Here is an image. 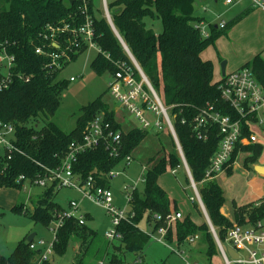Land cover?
Here are the masks:
<instances>
[{
    "label": "trees",
    "instance_id": "trees-1",
    "mask_svg": "<svg viewBox=\"0 0 264 264\" xmlns=\"http://www.w3.org/2000/svg\"><path fill=\"white\" fill-rule=\"evenodd\" d=\"M196 2L197 0H106V7L112 25L129 54L165 106L171 107V113L176 115L173 126L184 159L208 219L224 244L225 228L230 225V220L220 212L224 203L222 190L214 180L201 184L209 158L217 149V128L213 127L208 140L200 141L191 135L190 126L182 124L180 118H191L207 104L220 108L224 113L229 111L220 99L217 82H213L212 62L202 59L200 54L241 20L247 11L229 19L223 29L210 26L209 35L202 37L193 27L198 18L195 14ZM84 3L93 19L94 41L100 49L90 62L91 69L98 75L104 72L110 75L116 70L117 62L132 65L127 51L106 17H94L92 0H71L67 4L64 0H0V49L5 47L9 54L15 56L9 86L0 91V120L14 127V144L17 147L11 154L0 149L2 188L20 190L22 182L16 181L19 175L32 179L42 176L45 169L56 168L68 145L80 140L85 124L99 112L103 113L104 120L110 123L113 130L120 132V154L114 158L103 146L89 149L78 155L73 172L81 179L92 176L97 184L110 187L106 173L123 165L124 157L132 155L148 133L141 128L124 130L115 120L113 111L104 102L102 95L79 108L75 125L68 132L52 120H47L57 111L61 93L66 89L68 80H56L57 73L52 76L45 73L42 67L45 59L36 54L34 49L44 42L42 33L45 25L70 19H74L75 24L81 23L84 19V14L81 13ZM153 16L161 21L159 33H155L147 25V19ZM84 50L75 53L72 60ZM243 66H250L257 79L264 84V61L259 55H255ZM18 74L30 77L25 80ZM135 76L139 77L136 70ZM240 148L252 152L251 157L246 159L248 162L256 158L262 146L253 144L236 148L230 163ZM179 166H182V162L174 147L168 152L161 147L157 159L149 167L145 166L143 183L130 193V210L133 216L121 221L118 227L120 239L110 242L98 236L86 224L89 217L85 214L83 224H78L73 219L62 222L55 235L54 253L63 254L70 243L77 241V247H73V264H99L104 260L108 264H124L125 258L122 255L125 253L141 256L150 236L138 228L139 219L146 214L151 229L158 230L164 226L166 218L175 212L179 213L177 203L157 183L160 175ZM229 169L230 167L225 173ZM56 192L54 184L42 188L33 202L34 210L27 212L32 221L41 222L48 227L49 220L53 219L52 215L56 216L61 212L63 207L53 201ZM192 203L198 207L195 199H192ZM20 208L21 205H14L12 209L19 212ZM157 215L159 218L155 217ZM262 215L264 202L258 206L250 204L236 207L233 213L234 219L241 223L254 221ZM197 231H201L197 245L202 248L205 263L211 264L212 257L220 252L207 221L197 225L188 215H182L167 225L163 237L168 245L174 243L179 251L184 246L191 250L193 247L188 246L189 239ZM32 240L34 239L19 241L7 260L11 264H33L37 252L29 248Z\"/></svg>",
    "mask_w": 264,
    "mask_h": 264
},
{
    "label": "built area",
    "instance_id": "built-area-1",
    "mask_svg": "<svg viewBox=\"0 0 264 264\" xmlns=\"http://www.w3.org/2000/svg\"><path fill=\"white\" fill-rule=\"evenodd\" d=\"M227 7H231L242 0H222ZM249 7L264 11V0H247ZM106 6V5H105ZM205 9V8H203ZM84 19L81 23L75 24L74 19L64 20L57 24H47L43 28L42 45H37L34 52L41 55L45 62L43 71L49 76L59 71L70 61L75 53L81 49H94L99 52L100 49L94 41L93 19L88 14L87 6L84 3L81 8ZM104 16L109 20L107 7H105ZM218 17V16H217ZM225 19H219L216 24L217 29H223L226 26ZM211 22L197 19L193 27L202 37H207L210 33ZM108 57V55H106ZM132 65L124 62L116 63V70L110 74V80L107 84V92L114 102L127 114L133 117L138 123V128L149 131L155 130L156 133L165 132L170 134L175 144L176 151L181 159L182 166L188 171L191 180V187L195 193V199L198 200V192L194 181L192 180L189 168L184 159L179 140L177 138L173 118L175 114L171 113V107L165 106L158 94L152 88L151 84L144 76L136 62L129 56ZM15 62V56L9 54L5 47L0 49V91L6 89L10 83L11 69ZM139 77L135 76V70ZM54 74V75H55ZM19 77L28 80L30 75L23 74ZM75 77L70 76L69 81H74ZM220 99L227 105L229 111L224 113L220 108L207 104L199 112L187 119L180 118L182 124L190 126L191 135L200 141L209 139L211 130L214 126L217 128L219 136L217 149L210 156L208 165L204 171L202 180L207 181L215 178L226 171L231 166L230 159L234 150L244 145L259 144L264 145V140L260 139L253 131L252 127L257 126L264 130V84L256 77L250 66H241L230 72H226L217 81ZM247 132V133H246ZM15 142V129L10 123L0 120V149L11 154L17 147ZM105 147L110 156L116 158L120 154L121 134L111 128L109 122L103 118V113H96L85 124L80 140L71 142L65 154L62 156L60 164L53 169H45L42 176H36L32 179L19 175L17 182H22L21 189L26 185H35L41 188L54 184L55 189L69 187L80 194V199H69L67 208H63L60 213L53 216L49 224V230L53 235L51 242L39 239L32 240L29 248L37 253L33 264H50V259L54 254L55 235L62 222L67 219H73L78 224L85 222V214H79V201L88 200L106 210L111 218L113 229H109L104 234V239L115 241L121 238L118 227L124 219L133 216L130 210V193L144 181V174L135 182L125 183L121 191V198L128 205V210L120 209L113 205V195L110 187H104L95 182L92 176L81 179L73 172V165L80 153L97 147ZM132 161V155H126L123 160L124 166H128ZM145 170V166H143ZM174 170V169H173ZM119 171L112 169L106 173V177L111 180L118 176ZM264 202H255V206ZM159 218V216H155ZM181 212H175L164 221L170 223V220L181 218ZM168 223V224H169ZM216 239V245L225 264H264V215L254 221L232 222L225 228V242L219 240L215 229L210 225ZM164 236L166 226L158 229ZM198 238L194 235L189 239L193 242ZM230 246L239 256L237 260H232L227 256L225 247ZM182 253V251H180ZM184 264H206L197 260H191L186 255ZM142 257L136 255L134 260L128 264H139ZM99 264H103L99 262Z\"/></svg>",
    "mask_w": 264,
    "mask_h": 264
},
{
    "label": "rangeland",
    "instance_id": "rangeland-1",
    "mask_svg": "<svg viewBox=\"0 0 264 264\" xmlns=\"http://www.w3.org/2000/svg\"><path fill=\"white\" fill-rule=\"evenodd\" d=\"M71 0H64L67 4ZM106 3L103 0H92V11L96 18L104 17ZM247 5L246 1L233 5L230 9L223 13L221 18L229 19L240 13L244 6ZM206 15L211 20H219L220 17H213L212 12L214 7L211 4H207ZM217 8L223 9V5L220 3ZM216 8V10H217ZM251 12V11H250ZM249 12V13H250ZM214 13V12H213ZM109 14V13H108ZM255 14H252L251 18L244 17L235 23L231 28V32L227 30L225 35L221 37L220 41L207 46L201 53V57L204 59L213 58L214 60V79H219L221 75V62L227 61V68L239 66L241 62L245 60L243 58L245 54L251 50H255L257 46L264 44L260 31V23L254 18ZM147 25L155 32L161 31V21L153 16L147 19ZM264 29V27H262ZM262 43V44H260ZM220 52V55L217 52ZM97 52L94 49H87L81 51L76 59L68 62L57 73L56 80L66 79L68 84L65 90L62 91L60 97V105L53 116H49L47 120L55 122L62 130L68 132L74 125L77 116L79 115V108L89 101L93 100L99 95H102V99L109 106V109L116 112L114 108V100L107 92V84L110 80L109 75L104 72L100 75L96 74L90 67V62ZM225 55V56H224ZM260 55L264 57V50L260 51ZM243 65H240L241 67ZM237 67V68H239ZM74 76V81H69V77ZM169 107V106H167ZM117 122L124 129L129 124L133 117L127 114L125 111H121L117 115ZM46 120V119H45ZM40 125L42 122L39 123ZM163 147L165 150H172L169 135L165 132L157 134L155 130L150 129L147 135L142 139L138 146L134 149L132 154V161L128 166L119 165L116 170L120 174L110 180V190L113 195V205L120 207V209L128 210V205L121 198V191L123 185L129 182H135L139 177L144 174L143 166L149 167L153 161L157 159L159 149ZM153 158V159H151ZM151 160V161H150ZM185 172L182 168L176 169L175 173L167 170L165 173L158 177V183L172 192L173 196L178 198L179 207L182 211L189 210L191 217L194 220L200 221V217L197 212L192 209L189 196H194V191L190 185L185 181ZM140 186V185H139ZM138 186V187H139ZM166 186V187H165ZM12 190V189H11ZM12 190L16 196V203L25 202L30 211L34 210V201L36 196L41 192L42 188L35 185H26L25 190L15 189ZM31 196L32 201L28 202V197ZM13 198V197H12ZM80 194L76 190L69 187H61L53 196V201L61 207L67 208V201L69 199H80ZM3 212V216L0 218V236L5 237L8 233L15 234L16 227L25 228V234L35 233V241L39 239L51 242L53 235L49 230V227L43 225L41 222L32 221L29 216L11 214L8 210H0ZM79 214H87L90 217L86 219V224L97 232L98 236L104 238V234L109 229H113L110 216L106 213V210L99 205H96L88 200L79 201ZM225 217L231 218L232 222H237L233 217V212ZM53 218V215H52ZM170 222H173L170 220ZM51 223L49 220L48 224ZM153 223V222H152ZM169 223V222H168ZM163 222L164 227L168 225ZM138 228L149 234V241L144 246L141 257L142 261L139 264H184V258L186 255L191 260H197L205 263V256L202 252V248L198 247L196 240L191 244L193 249L188 250L186 246L181 247L182 253L177 249L175 245H168L165 238L159 230L151 229V225L148 222L146 214H144L138 221ZM198 239L201 235V231H197ZM25 236V235H24ZM77 241L70 243L66 251L59 255L53 254L50 259V264H73V247H77ZM193 245V246H192ZM134 256L131 253H125L122 255L124 264H128L134 260ZM103 264L107 263V260L102 261ZM122 264V262H121ZM211 264H225L220 253H217L211 259Z\"/></svg>",
    "mask_w": 264,
    "mask_h": 264
},
{
    "label": "crops",
    "instance_id": "crops-1",
    "mask_svg": "<svg viewBox=\"0 0 264 264\" xmlns=\"http://www.w3.org/2000/svg\"><path fill=\"white\" fill-rule=\"evenodd\" d=\"M244 1H246V3H247V5H245L243 10H242V11H247L244 19L251 18L252 14H255L254 18L257 19V21H259V23H260L259 25H260L261 36H262V39H264V29H262V27H264V11H262L260 9L250 8L247 0H242L241 2H244ZM103 2L106 3V0H103ZM209 3L211 4V6L214 7V9H213L214 13L212 12V14H213V17L215 14L216 19H217V16L220 17L219 19H223V18H221L222 14L223 13L225 14V11L230 9L232 6L227 7L223 3L222 0H197L196 6H195L196 7L195 14L198 17L197 19L209 21L216 28V24L218 23V20H215V19L211 20L210 17H208L206 15V11H207L206 6ZM220 3L224 7L223 9L217 8V5ZM203 8H205V9H203ZM216 8H217V10H216ZM231 18H229V19H231ZM229 19H226V21H228ZM228 31H229L228 33L231 32L230 29ZM221 37H223V35L219 36L215 40L216 43L218 41H220ZM260 44H262V43H260ZM262 50H264V44H262L261 46H257L255 50H251V51L247 52L245 54V56L243 57V58H245V60L243 62H241L239 64V66L244 65L246 62L252 60V58L255 55H259L261 60L264 61V57H262L260 55V51H262ZM217 53L220 55L219 51ZM200 56H201V54H200ZM202 59H204V58H202ZM204 60H210L212 62L213 74H214L215 66H214L213 58L210 57V58L204 59ZM227 65H228V62L225 61L224 72L222 73V71H221V75L219 76V79L226 72H230L232 70L237 69V67H239V66H234V67L227 68ZM219 79H214V77H213V82H217ZM113 103L115 105L114 108L117 111L116 112H114L113 110L112 111L114 113V118L117 121V118L115 117V115H117L118 113H120L121 111H124V110L121 109L115 102H113ZM131 128H138V123L135 120L130 121L129 124L127 126H125L124 130L131 129ZM252 131L260 139L264 140V130H262L261 128H259L257 126H253ZM157 134H159V133H157ZM166 134H168V133H166ZM168 135L170 138L172 148L174 147L176 150V147H175V144L172 140V137L170 136V134H168ZM244 146H246V145H244ZM165 151L168 152L167 150H165ZM251 155H252V152L250 150H242L240 148L237 151V153L234 157V160L231 163L229 172H227V173L223 172V173L219 174L218 176H216L215 178L211 179V180H214L215 182H217L219 184L221 190H222V193L224 196V203L220 207V212L224 216L225 215L228 216L232 212L234 213V210L236 207H242V206H246V205H250V204H255V202L261 201L262 199H264V145H262V149L259 152V154L256 156V158H254L251 161L246 162V159H248V157L250 158ZM179 168H182L184 170L185 177H186L185 181H186V183L188 182L187 184L191 186V180H190V176L188 174V171H186V169L183 166H179L176 169H179ZM176 169H174V170L170 169V171L172 173H175ZM144 172H145V170H144ZM207 181H209V180H207ZM205 182L206 181L202 180L201 184H203ZM157 183H158V179H157ZM158 184H159V186H161L160 183H158ZM11 189L14 190L15 192H17V190H15L14 188H2V187H0V210H3V211L8 210L11 214H15V215L29 216L27 214V212H31V211L26 206V203L20 202L19 204H17L16 198H18L19 195L16 196L15 194H17V193H13ZM163 189L167 192L170 199L174 200L177 203L178 211L181 212L182 215H188L190 217V219L197 225L202 223L204 220L206 221V217H205V214L203 212L201 205L194 198L195 193H194V196H189V199L191 201L192 209H194L197 212V214L200 217V221H199V219L194 220L193 217H191V213L189 210L182 211L181 207H179L178 198L173 196L172 192H170L169 189H165V188H163ZM23 190H25V189H23ZM192 199H195L197 201L198 207H195L193 205ZM30 201H32L31 196L28 197V202H30ZM14 205H21V208L18 209L19 212L12 209L14 207ZM2 216H3V212H0V218ZM88 217H90V216L88 215ZM230 219L231 218H229V220ZM209 228H210V226H209ZM35 235L36 234L34 233L33 239L35 238ZM29 236L30 235L25 234V228H23V227H16V231H15L14 235H11L10 233H8L7 235H5L4 238H2L0 236V264H11L7 260V257L10 255V253L14 249L15 245L19 241H22V240L24 241ZM196 240H198V238ZM195 241L190 242V244H188V246H191V244L194 243ZM172 245H175V244L173 243ZM181 251H183V250H181ZM106 264H108V263H106Z\"/></svg>",
    "mask_w": 264,
    "mask_h": 264
},
{
    "label": "water",
    "instance_id": "water-1",
    "mask_svg": "<svg viewBox=\"0 0 264 264\" xmlns=\"http://www.w3.org/2000/svg\"><path fill=\"white\" fill-rule=\"evenodd\" d=\"M107 21L109 22L111 28L113 29V31L115 32V34L117 35V37L120 39V41H121L122 45L124 46L125 50L127 51L128 55L131 57V55L129 54L127 48L125 47L124 43L122 42L121 38L118 36L117 32L115 31V29H114V27H113V25H112V22H111V20H110V16H109V20L107 19ZM131 58H132V57H131ZM133 60H134V59H133ZM220 65H221V71H222V73H223V72H224V67H225V61H222ZM144 76H145V75H144ZM198 200H199L198 203L201 205V207H202V209H203V212H204V214H205L206 221H207V223H208L209 226H210L211 223L209 222V219H208V217H207V214H206V212H205V210H204V208H203V205H202L201 199H200V197H199V194H198ZM210 231H211L213 237H215L214 233L212 232L211 227H210ZM33 236H34V233L30 234V236L27 238V241L31 240V239L33 238ZM215 241H216V239H215ZM225 251H226L227 256H229L230 259H232V260H237V259L239 258L238 254H237V253H236V252H235L230 246H226V247H225ZM234 264H241V263L235 262Z\"/></svg>",
    "mask_w": 264,
    "mask_h": 264
}]
</instances>
